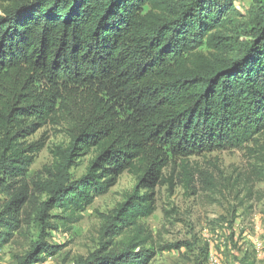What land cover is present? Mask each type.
<instances>
[{"label":"trees","instance_id":"1","mask_svg":"<svg viewBox=\"0 0 264 264\" xmlns=\"http://www.w3.org/2000/svg\"><path fill=\"white\" fill-rule=\"evenodd\" d=\"M9 1L0 2V249L34 202L26 176L45 140L27 138L47 125L66 126L70 144L55 153L39 219L59 207L62 226L76 223L123 173L136 178L103 226L114 237L133 229L126 248L74 264H150L154 253L137 251L153 239L141 220L157 209L156 187L173 183L174 161L239 149L264 163V3L247 24L237 0ZM57 249L42 238L19 264Z\"/></svg>","mask_w":264,"mask_h":264},{"label":"rangeland","instance_id":"2","mask_svg":"<svg viewBox=\"0 0 264 264\" xmlns=\"http://www.w3.org/2000/svg\"><path fill=\"white\" fill-rule=\"evenodd\" d=\"M263 3L237 0L235 6L248 24L250 10ZM41 139L45 147L26 176L34 202L27 203V213L19 216L21 229L0 249V264H19L42 238L58 249L54 254H43L45 259L39 264H74L104 246L111 252L124 250L134 230L114 237L103 235V226L106 216L133 190L136 178L123 173L108 193L96 197L80 213L76 223L62 226L59 207H46L47 215L39 219L42 203L51 197L45 185L51 178L55 153L70 144L63 125L42 127L27 138V143ZM91 157L81 158L79 166L70 170L71 179L85 172ZM260 158L259 151L233 149L190 156L184 163L174 161L165 170V179L173 177V183L156 187L157 209L141 220L153 239L137 251L153 252L150 264H264V181L258 178L264 163ZM186 166L195 174L190 184L185 178ZM4 200L6 195L1 193L0 203ZM55 225L58 228H53Z\"/></svg>","mask_w":264,"mask_h":264}]
</instances>
